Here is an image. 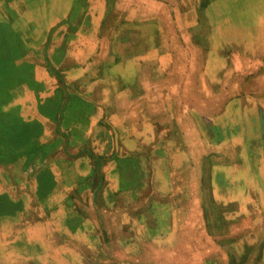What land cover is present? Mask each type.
<instances>
[{
    "label": "crops",
    "instance_id": "obj_1",
    "mask_svg": "<svg viewBox=\"0 0 264 264\" xmlns=\"http://www.w3.org/2000/svg\"><path fill=\"white\" fill-rule=\"evenodd\" d=\"M219 1L0 0V28H5L7 37L11 34L16 39L12 44L22 53L20 60L10 66L0 63L4 73H8L0 95V264H87L88 255L98 264H198L199 261L209 264L215 260L217 264H229L216 251L225 244L215 242L214 231L215 225H232V219L217 222V215L207 212L211 205L208 210L198 198L193 205V197L201 196L195 189L196 182L202 183L204 194L209 197L203 178L206 166L211 169V163L216 164L214 155L205 157L200 147L185 145L183 158L176 155V166L175 155L164 158L168 161L165 165L168 175L161 174L159 162L164 159L159 157L163 152L152 153L156 160L149 158L152 160L149 164L145 153L139 151L136 139L129 136L136 132L134 89L144 84L145 76H142L145 69L136 67L133 59L136 48L129 46L130 39L146 38L147 45L153 41L156 45L157 39L163 38L161 25L157 26L162 14L175 10L172 21L192 24L193 16L181 14V8L199 11L211 4L212 13ZM253 5L264 7V0H257ZM75 8L77 13L73 16ZM207 12L201 18L212 28L210 36L226 46L231 38L225 39L223 35L220 40L215 32L220 28L218 23H228L214 15L212 18ZM197 19L192 27H196ZM20 21H26L25 26L20 28ZM263 25L264 18L259 27ZM245 27L251 30L249 23L242 25ZM218 33L221 35L222 31ZM235 37L241 43L245 39V44L248 39L255 43L259 39L262 44L264 30ZM107 38L116 43L113 63H108V68L107 64L103 65V55L99 57L103 52L100 39ZM121 42L128 45L127 52L121 51ZM218 46L225 52L228 50V46ZM144 49L150 52L152 47ZM125 52L133 57H125L122 54ZM229 52L230 49L226 53ZM240 52L253 53L248 49ZM116 54L128 59L120 63ZM19 63L31 67V78L28 75L17 80L9 77L15 74L18 78V67H22ZM185 67L183 86L190 82L188 75L197 76L195 69L190 73L189 65ZM198 77L203 79V85H210L201 73ZM141 100L145 103L147 97L143 95ZM188 115L191 117V113ZM69 119L75 120L74 123L68 122ZM110 121L115 126L113 131L107 125ZM26 126L33 128L31 134ZM94 130L99 135L96 142L104 141L109 133L121 131L127 135L124 140L112 143L116 145L115 152L106 161L98 158L92 162L93 152L89 153L85 147L88 135ZM146 132L155 135L151 127ZM171 139L176 142V137ZM205 141L213 153L219 149L210 138ZM173 149L179 151L177 146ZM259 160L263 165L264 158ZM224 166L226 175L232 164L226 161ZM261 171L256 170V181L262 179ZM248 180L240 177L239 182L249 184ZM156 182L161 184L154 186ZM261 182L259 189L264 197ZM171 185L175 188L171 189ZM248 192L239 189L246 199ZM181 199L184 203L179 207L177 201ZM246 204L247 201L239 206L247 207ZM161 207L164 218L157 212ZM262 218L259 221L264 225ZM168 226L171 240L164 242V238L154 244L172 247L167 248L171 252L141 250L153 242L147 244V238L139 236L140 231L168 229ZM91 251L96 255L92 256ZM109 251L114 254L105 256Z\"/></svg>",
    "mask_w": 264,
    "mask_h": 264
},
{
    "label": "rangeland",
    "instance_id": "obj_2",
    "mask_svg": "<svg viewBox=\"0 0 264 264\" xmlns=\"http://www.w3.org/2000/svg\"><path fill=\"white\" fill-rule=\"evenodd\" d=\"M255 1L257 0H221L212 8V13L210 12L211 4L209 7L206 4L199 11H185L181 8V14L191 15L195 20H198L197 17H199L196 27H192L195 20L192 24L191 21H172L171 17L175 19L176 12L175 10H168L167 13L163 12L164 15L161 13L162 21L157 26L161 25L163 38L159 37L156 45L155 41L147 45V39L139 37L130 39L129 42L131 48L133 46L136 48V55L133 59L136 61L137 69L140 66L145 69L142 74V76L145 75L144 84L138 85L136 90L134 89L137 110V113H134L136 115L134 119L136 132L130 133V139L134 137L137 145L140 146L139 151L144 152V156L148 159L152 157L154 162L156 159H153L152 153L158 154L162 151L163 156H160L159 160L168 159L171 155H175L174 162L172 159L170 160L176 166L178 162L176 155L183 158L182 147L185 145H194L195 148L200 147L203 150L202 152L205 153V157H207V154L209 157L214 155L216 164L211 163V169L208 168L209 165L206 166L208 171L205 170L206 174L203 178L204 187L209 197L205 196L204 188L201 187L202 183L198 181L195 189L201 192V196L193 197V205L195 199L198 198L200 203L204 202L207 209L211 205V210L208 209L207 212L216 214L217 222L232 219V225H215L216 231H214L215 242L225 244L223 249L216 251H220L219 253L223 254V258L229 264H264V229L262 228L264 225L259 221L261 217H263L261 221L264 220V197L259 189V183L264 181V164L260 165L258 162H261V160L257 161L259 158H264V39L260 44L259 39L257 42L251 43L247 38L248 44H245L246 39L244 43H241L239 37H235L243 34L251 36L252 34L261 33L262 29L264 30V25L259 27L262 18H264V12L261 11L264 10V7L253 5ZM204 11H209L210 13L207 12L208 15H214L218 20H225L228 23L226 25L218 23L220 28L217 29L215 35L220 40L223 39V35H225V39L231 38L226 44L231 52L226 53L228 50L225 52L223 48H219L218 45L220 47L226 46L221 44L218 38L210 36L213 30L209 27L207 20L203 21L201 18ZM61 13L63 14L62 10ZM76 13L75 8L73 9V16H76ZM177 14L179 15V11H177ZM227 17L230 18L227 19ZM248 23L251 25V30L246 27L242 28V25ZM25 24L26 21H20L19 27L21 28ZM219 31H222L221 35L218 33ZM6 32L5 28H0V45L3 46V49L0 48V58L2 59L0 63L5 62L7 66H10L11 63L20 60L22 53L21 50H16L15 45L12 44L16 39L11 34L7 37ZM82 40L80 39V41ZM100 40L102 41L103 52L100 53L99 57L101 58V55H103V58H101L103 59V65L107 64L108 68V63L110 65L113 63L112 56L116 43L111 38ZM122 42L120 45L121 51L127 52L128 45ZM147 46L152 47L150 52H145L147 49H144V47ZM241 49H248L253 53H241ZM261 49L263 51L259 52ZM1 50H4L3 54ZM126 52L122 54H126L125 57L130 56ZM116 56L119 57L118 61L120 63L128 59L121 54H116ZM132 57L133 55L130 56V58ZM1 64L0 95L3 90L1 86L7 82L6 76L8 75L7 72L4 73V70L1 69ZM19 64L22 67H18V78H15V74L9 77L17 80L26 78L25 76L28 75L31 78V67L25 63ZM185 65H189L190 73L195 69L197 76L188 75L190 76V82L188 85L183 86L181 79L185 77L187 70ZM199 73L210 82V85H203V79L198 77ZM95 76L96 71L93 77ZM148 81H151L152 84L149 85ZM24 84H27L26 79ZM4 93L7 94L6 91ZM143 95L147 97L145 103L141 100ZM192 111L194 115H192ZM189 113H191V117L188 115ZM143 114L146 117L140 116ZM27 121L25 124H27ZM74 121L73 119L68 120L71 124ZM105 121L107 122V119ZM107 125L112 131L114 130V123L110 121ZM150 127L155 130V135L146 132ZM26 129L30 134L33 131L31 127L26 126ZM206 129L209 132V137L208 132L205 131ZM126 135L121 131L118 134L109 133V135H105L104 141L96 142L99 135H96L95 130L91 132L88 135L89 142H86L87 147H85V149L88 148L89 153L93 152L91 161L94 162L98 158L106 161L110 157L108 155L115 152L116 145L112 146V143L124 140ZM173 136L176 137V142L171 139ZM209 138L219 147L215 153L212 152L205 141ZM176 146L179 149L177 152L173 149ZM76 149H78L77 146ZM72 151L75 152L76 150ZM164 160L159 162L161 174L168 172L165 166L168 161ZM151 161L149 159V164ZM226 161L232 164V167H229L231 172L228 171V176L223 172ZM257 169H262L260 172L262 179L259 181H256ZM224 176H227V178ZM240 177H248L250 186L239 182ZM156 184L161 183L156 182L154 186ZM215 185L216 188H214ZM174 188L171 185V189ZM239 189L249 191L247 196L249 199L241 196ZM105 192L107 193V191ZM121 199L124 198L120 197ZM246 201L247 207L243 206L242 208L239 206V204H244ZM183 203V199L177 201L179 207ZM163 211L162 207L157 210L161 214ZM161 216L164 218L165 214ZM206 220L208 221V219ZM169 228L168 226V229L149 228L140 231L139 236L142 239L147 238V244L153 242V245L151 243L142 246L141 250L145 248L150 253L154 251V253L159 252L160 254L171 252L167 248L172 247H167L164 244L163 246L154 244L160 243L164 238V242L166 239L171 240V229ZM112 249H118V247H112ZM136 250H140V248L137 247ZM247 250L250 251L247 252ZM110 253L111 251L105 253V256L114 254L113 251L112 254ZM219 253L215 254L216 257ZM93 255H96V252ZM93 258L88 255L89 261H87V264H98ZM215 261L209 264H217ZM104 264L114 263L107 262ZM146 264H151V262ZM198 264L205 263L199 261Z\"/></svg>",
    "mask_w": 264,
    "mask_h": 264
}]
</instances>
